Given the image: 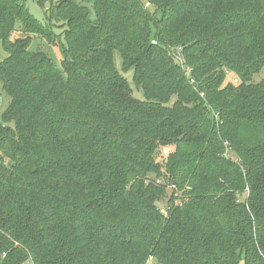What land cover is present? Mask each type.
I'll return each mask as SVG.
<instances>
[{
    "label": "trees",
    "instance_id": "obj_1",
    "mask_svg": "<svg viewBox=\"0 0 264 264\" xmlns=\"http://www.w3.org/2000/svg\"><path fill=\"white\" fill-rule=\"evenodd\" d=\"M34 1L65 43L0 0V264H264V0Z\"/></svg>",
    "mask_w": 264,
    "mask_h": 264
},
{
    "label": "rangeland",
    "instance_id": "obj_2",
    "mask_svg": "<svg viewBox=\"0 0 264 264\" xmlns=\"http://www.w3.org/2000/svg\"><path fill=\"white\" fill-rule=\"evenodd\" d=\"M76 2L82 4V5H89V3L83 1V0H75ZM54 3V2H53ZM24 4L26 6V8L29 10V12L37 19L39 20L43 25H47L48 27H50L51 25L53 26V24L55 25V33L57 35V42L55 45L51 46L49 45L44 39H42L41 37L38 36H33V43L31 46V49L34 51L40 50L43 51L44 53H46L54 62L58 67H61V60L63 58L62 55V50H61V45L62 43H65L64 40V25L62 22H58L57 20H55L53 17L50 16V5L47 4L44 8H41L40 6H38V4L34 1V0H24ZM148 9L151 10L152 12H154V7L151 5H147ZM92 17H94V14L92 13ZM29 34L26 33H22V32H16L15 35L13 36V40L18 38V37H25L28 36ZM174 51H175V47L171 48V53H173L174 56ZM8 54L4 51L3 47H2V43L0 41V61H3L5 58H7ZM115 63H116V67L117 69L121 72V68H122V59L121 57L118 55V53H116L115 55ZM185 66L190 69V71L192 72V68L188 65L185 64ZM184 70V69H183ZM128 80L131 82V86L133 89V94L135 97L139 98V99H143V92L141 90H139L138 88H136L133 84H132V80H131V76L132 73L126 75ZM234 76L231 74L228 75L227 79L229 81H234ZM262 79H264V71L261 72L260 74L254 76V82L258 83L260 82ZM237 84V83H236ZM10 101V98L8 96H6L3 93V90L1 88L0 85V121H1V115L4 111V109L8 106V103ZM172 150V148H170ZM163 157L164 159L167 158L168 155V151L167 150H163L162 151ZM227 155L228 156H233L234 159H236L237 157L234 156L232 154V152L229 150L227 151ZM162 158H160L161 160ZM169 193L171 192L170 189H168ZM243 199V198H242ZM164 207V203L161 204V208Z\"/></svg>",
    "mask_w": 264,
    "mask_h": 264
},
{
    "label": "built area",
    "instance_id": "obj_3",
    "mask_svg": "<svg viewBox=\"0 0 264 264\" xmlns=\"http://www.w3.org/2000/svg\"><path fill=\"white\" fill-rule=\"evenodd\" d=\"M174 58H175V61H176V63L179 65V66H181V68L182 69H184V71H185V73H186V75H187V77L190 79V82L192 83V84H194L195 83V80L192 78V76H191V71H190V69H188L186 66H185V63H184V57H183V49H182V47H178L177 49H175V51H174ZM234 83H238V79H234V81H233ZM202 96H204V94L202 93L201 94ZM160 212L161 213H163V214H165L166 212H165V209H160Z\"/></svg>",
    "mask_w": 264,
    "mask_h": 264
}]
</instances>
